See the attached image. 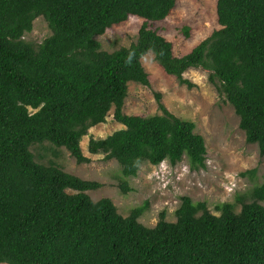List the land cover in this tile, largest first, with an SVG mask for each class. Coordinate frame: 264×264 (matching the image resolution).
<instances>
[{"label": "trees", "instance_id": "16d2710c", "mask_svg": "<svg viewBox=\"0 0 264 264\" xmlns=\"http://www.w3.org/2000/svg\"><path fill=\"white\" fill-rule=\"evenodd\" d=\"M175 6L176 0H0V264H264V182L253 188L252 201L239 198L240 211L224 202L216 214L184 196L176 221L164 211L148 227L139 220L148 201L123 216L110 198L90 197L87 191L101 183L64 171L56 160L42 163L32 150L44 144L56 159L64 148L77 164L90 162L82 139L115 108L125 127L90 138L88 151L118 162L123 194L143 162L175 166L186 158L193 171L204 169V137L193 121L169 112L160 93V115L123 111L130 82L151 85L141 63L151 52L190 89L187 70L209 71L247 141L264 156V0H217L220 28L181 57L147 24L165 20ZM41 16L51 36L26 41ZM130 16L146 20L137 41L102 50L96 37Z\"/></svg>", "mask_w": 264, "mask_h": 264}, {"label": "rangeland", "instance_id": "374dc122", "mask_svg": "<svg viewBox=\"0 0 264 264\" xmlns=\"http://www.w3.org/2000/svg\"><path fill=\"white\" fill-rule=\"evenodd\" d=\"M145 21L130 16L127 21L113 25L96 37L101 49L112 52L129 47L137 41L138 31ZM147 24L172 43L175 56L187 55L199 42L220 28L217 0H176L175 8L165 20L149 21ZM51 34L46 19L41 16L34 21V28L25 35V40L39 44ZM141 63L151 85L129 83L124 113L139 116L162 114L156 96L160 93L161 101L169 112L182 120L193 121L195 132L204 137L207 147L204 169L193 171L186 158L175 166L168 161L159 165L143 162L137 176L128 179L132 191L123 194L119 187L123 176L118 162L105 159L103 153L88 151L90 138H105L125 127L114 118L115 108L110 110L106 122L92 127L82 139V150L91 159L90 162L77 164L64 148L58 149L59 157L55 159L51 152L43 150L44 144L32 149L36 159L42 163L56 160L64 171L83 180L98 181L101 183L99 188L87 191L90 197L94 201L110 198L123 216H128L134 208L148 201V208L139 219L148 227H154L164 211L167 221H176V211L184 196L191 197L195 202L208 203L216 214H220L216 205L224 202L235 203L237 211H240L242 203L239 198L245 202L252 201L253 188L264 182V156L260 155L256 143L247 141L234 107L220 96L207 70L196 67L184 73V77L195 85L190 89L180 85L177 78L167 75L153 53L146 54ZM42 155L45 157L39 159ZM252 169H256L255 173L241 175Z\"/></svg>", "mask_w": 264, "mask_h": 264}]
</instances>
